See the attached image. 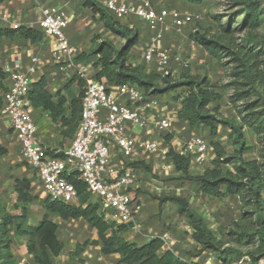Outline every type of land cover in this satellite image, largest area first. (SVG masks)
I'll return each instance as SVG.
<instances>
[{"label":"crops","instance_id":"crops-1","mask_svg":"<svg viewBox=\"0 0 264 264\" xmlns=\"http://www.w3.org/2000/svg\"><path fill=\"white\" fill-rule=\"evenodd\" d=\"M96 1L105 7L108 0ZM120 1L129 5L134 2V0ZM39 6L56 7L64 13L68 22L65 30L66 36L71 46L77 51L75 60L78 65V71L65 69L55 59L56 41L54 38L46 36L40 28L41 15ZM197 6L194 5L190 12L200 13ZM185 9L189 8L185 7ZM114 19L122 26L137 30L139 34L138 43L128 55V64L133 66L141 65L146 67L148 72L160 74L161 69L155 64L147 66L144 62V52L149 43L148 41L146 44V41L150 34V38L154 35L147 29V24L135 15ZM13 23L19 24L21 27L35 29L43 34L42 39L37 41H31L20 36H1L0 46L3 48L7 47L5 53L11 63V72L18 70L24 73L30 86L42 82L55 105L63 102L62 114L56 120H53L49 111L44 110L41 106L35 107L31 103L32 116L37 129L36 138L40 143L48 147L50 155H52L51 153L53 155L63 154L75 139L81 120L82 101L76 105L74 103L81 96V88L79 82L73 78L78 76L85 79L87 87V79H93L95 74L101 69L98 64L99 55L82 59H78V57L89 55L102 40H109L117 46L118 40L123 42L122 46L125 41L107 29L99 17L94 16L91 9L84 6V0H6L0 5V32L5 29H12ZM169 24L170 20L168 19L163 29ZM98 38L99 40H97ZM168 39V43L173 41V38L169 37ZM9 75L6 85L4 81L0 83V99L2 100L0 107V136L3 137V144L0 143V147L7 150L6 155L17 154V159L15 160L19 164L17 169L19 176L15 180L26 178L31 182V193L37 200L26 205V208L28 210L29 224L36 226L44 215L43 201L48 197L38 180L36 171L22 158L21 145L11 128L10 122L3 113V95L10 85ZM101 81L107 85L111 92H116L118 87H120L119 85L109 84L105 80ZM137 88L145 94L143 89ZM175 92L177 95L181 94L179 90ZM172 94L173 91L146 96L158 102V108L145 110L150 120L160 116L173 118V126L169 133H162L152 126L148 128L130 126L129 128L130 135L136 139L157 142L160 145L158 152L145 153L140 158L126 160L116 146L111 148V164L115 168L129 167L135 171L137 184L135 188L129 190V193L130 191L136 192L135 202L141 205V210L136 217L137 227L134 228L132 224H127L131 225V227L120 235L128 242L144 245L153 239L161 238L163 235L168 234L174 250L184 259L195 264H220L217 254L212 251L203 252L196 257H190L185 254L186 252H197V243L193 239V229L190 226V222L179 215L177 203L166 201L161 204L159 201V198L167 197H183L187 199L191 207L202 215L211 231L221 239L223 238L221 235L224 231L223 229L229 226V218L235 213L234 209L238 207V205L232 207L230 204L240 203L238 196H228L224 199L208 197L198 190V184L180 179L181 173L176 171L173 159L168 156L169 151L173 149L176 153L182 154L184 145L192 135L201 133L203 137L209 138V131L206 128L193 129L187 122L179 120L177 113L182 108L184 97L172 98ZM136 105L142 106L139 103ZM213 158L212 149L207 152L202 160L197 157L191 158L190 174L201 175L206 168L211 166ZM186 187L190 188L187 195L182 193V190ZM89 193L90 196L79 199L76 206L82 205L86 207L99 201L97 196L90 191ZM214 200L222 204V207H219V211L212 204ZM22 208L23 206L19 207L18 211L9 213L20 215ZM103 212L106 220L111 221V216L107 215L104 210ZM50 219L57 224L58 239L64 244L63 251L55 259L56 264H116L120 259L118 255H103L101 253L102 243L97 232L85 220L63 221L56 216H51ZM114 223L124 225L117 222ZM94 241L97 244H92ZM86 243L89 244L80 253H76L77 246H83ZM13 251L20 264H34L33 257L28 254L25 241L22 238L15 239ZM166 251L167 249L163 246L160 253L162 254Z\"/></svg>","mask_w":264,"mask_h":264},{"label":"trees","instance_id":"trees-1","mask_svg":"<svg viewBox=\"0 0 264 264\" xmlns=\"http://www.w3.org/2000/svg\"><path fill=\"white\" fill-rule=\"evenodd\" d=\"M6 0H0V5ZM194 5H200L205 0H185ZM243 26L256 30L264 24V1L247 0L244 3ZM84 6L91 9L95 17H99L107 29L125 41L122 47H118L109 40H102L89 55H81L78 59L88 56L99 55L101 67L93 79L105 80L112 85L133 84L145 91V95H159L170 91H176L181 87L188 89V95L183 100V105L177 113L179 120L187 122L191 128H206L209 131V145L213 149V160L211 166L206 168L201 175H191V157L185 154L176 153L171 149L168 153L173 159V164L179 173L181 180L198 184V190L204 195L224 199L228 196H238L243 201V207L252 202L257 211L244 212L234 224L237 227L230 230L231 240L218 238L208 227L206 221L195 209L191 207L187 199L183 197L159 198L160 203L166 201L175 202L179 206V215L188 219L193 229V239L197 243L195 257L203 252L212 251L218 254L222 262L232 264L238 262L243 254L235 246H251L258 242L257 248L261 250L258 256H264V174L260 164L256 160L246 161L243 158L244 152L248 151L243 124L234 120H228L219 114V107L211 108V104L222 99L221 93L207 78L199 76H183L176 81L170 74L161 75L148 72L144 66H133L128 64V55L132 48L138 43L139 34L135 29L122 26L108 10L96 0H84ZM159 10V9H158ZM202 14V13H201ZM200 23V22H199ZM198 24V23H197ZM20 36L31 41L42 39L43 34L32 28L19 27L18 29H5L0 32V37ZM210 55L221 58L219 52L224 48L220 45L219 37H208L203 35H191ZM99 40V38L97 39ZM192 40V39H191ZM246 42L254 44L253 40ZM245 49V48H244ZM239 52L233 51L236 61L245 68L250 75V82L263 83V78L258 72L256 58L261 56L260 51L254 52V48ZM243 52H242V51ZM242 52V53H241ZM79 82L81 96L74 101L75 105L81 103L86 91V80L78 76L73 78ZM261 85V84H260ZM28 99L33 106H41L49 111L53 120L62 114L63 102L55 105L51 95L47 93L42 82L30 86ZM73 103V104H74ZM2 100L0 99V107ZM252 128L258 127L247 124ZM218 126H227L232 131L234 154L228 155L220 141L216 140ZM201 134V133H199ZM201 136V135H200ZM203 137V135H202ZM207 140V139H206ZM7 150L0 147V155H6ZM53 155V153H51ZM63 157V154L53 155ZM233 164L234 169L223 168L224 165ZM67 180L74 185L79 199L90 196L87 185L79 179L78 173L68 175ZM14 191L18 204L23 206L20 215H14L0 210V264H20L13 251L14 241L22 238L25 241L28 254L33 257L34 264H56L55 259L64 249V244L58 239L57 224L50 219L51 216L59 217L63 221L83 219L91 228L96 230L102 243L101 253L103 255H118L120 259L116 264H195L184 259L181 255L178 258L173 252L160 253L163 241L160 238L153 239L144 245H138L126 241L120 234L128 230L131 225H117L106 220L105 214L97 203H91L86 207L82 205H68L63 202H53L49 198L43 201L44 215L36 225H30L28 221V210L26 205L33 203L37 198L31 193L30 180L17 179L14 183ZM133 201L136 199V192L130 191ZM246 215L255 216L257 229L250 231L242 224ZM229 238V237H228ZM224 241H230L232 245H226ZM89 243L78 245L76 253H80ZM97 244V242H92ZM234 246V247H233ZM252 259L256 262L260 257L251 253Z\"/></svg>","mask_w":264,"mask_h":264},{"label":"built area","instance_id":"built-area-1","mask_svg":"<svg viewBox=\"0 0 264 264\" xmlns=\"http://www.w3.org/2000/svg\"><path fill=\"white\" fill-rule=\"evenodd\" d=\"M105 7L116 19L135 15L154 30L143 56L147 66L155 64L161 71L171 68L173 63L183 69L190 68L189 58L162 46V30L168 19L173 27L180 30L186 25L202 22L203 14L167 8L158 10L151 0H134L130 5L120 0H108ZM39 9L40 28L46 36L56 41L55 59L65 69L78 71L75 60L77 51L66 36L68 22L64 13L56 7L39 6ZM19 27V24H12L13 29ZM9 80L10 85L3 95V113L21 145L22 158L36 171L47 197L53 202L77 205V191L66 177L78 173L79 179L99 199L102 210L111 216V221L132 224L136 228V217L141 205L132 200L129 190L136 187L137 176L129 167L118 169L111 164V148L116 146L126 160L140 158L145 153H156L160 149L157 142L138 140L130 135L129 128L152 126L162 133H169L173 118L160 116L150 120L145 110L158 108V102L147 98L136 86L126 84L118 87L116 92H111L104 82L87 79L75 139L63 152V157L57 158L50 155L48 147L36 138L37 129L28 99L30 83L27 76L14 70ZM137 103L142 106H137ZM210 149L206 139L192 135L182 153L202 160ZM160 239L167 251L180 257L168 234Z\"/></svg>","mask_w":264,"mask_h":264},{"label":"rangeland","instance_id":"rangeland-1","mask_svg":"<svg viewBox=\"0 0 264 264\" xmlns=\"http://www.w3.org/2000/svg\"><path fill=\"white\" fill-rule=\"evenodd\" d=\"M151 1L156 9L167 8L191 13L190 9L194 7L185 0ZM245 1L247 0H205L202 4L197 6L199 12L204 16L202 22L196 25H186L180 30L176 29L171 24L167 25L162 30V45L172 49L175 53H179L182 57L190 58L191 66L188 69H183L178 64L173 63L171 68L161 71L160 74L163 76L170 74L176 81L180 80L184 75L205 77L215 85L218 92L221 93L222 99L212 103L210 106L211 108L219 107L220 116L228 120H234L242 124L246 122L247 124L250 123L258 127L255 129L247 124H243L246 145L249 147L248 151L244 152L243 158L246 161L256 160L260 164L264 174V24L256 30L245 28L242 25L245 10L243 3ZM185 7L189 9H185ZM147 26L149 32L154 33V30H151L148 24ZM204 33H206L208 37H219L221 39V47L228 48H223L219 52L221 56L220 59L210 55L197 41L191 38V35H203ZM169 37L173 38V41L170 43H168ZM247 40H253V46L251 43L246 42ZM122 43L121 40H118V47H121ZM249 47L254 48V52L260 51L262 53L261 56L256 58V61L258 72L263 78V83H255V86L251 84L250 75L247 74L245 68L236 61L233 53V51L239 52L240 48H245L243 50L245 51ZM6 50V46L4 48L0 46V83L4 81L5 85L8 75L11 73V63L7 59ZM178 90L181 94H178V96L176 92L173 91L172 98L187 97L188 89L186 87H181ZM198 135L202 136V134ZM231 135L232 131L229 127L218 126L215 139L220 141L228 155H233L235 148ZM204 137L207 138L206 136ZM2 138L3 137L0 136L1 144H3ZM207 139L210 142V139ZM15 159H17V154L14 153L0 156V210H4L8 213L16 212L19 207L22 206L18 204L14 191L15 179L19 176L17 172L19 164ZM223 168L225 170L234 169V166L233 164H228L224 165ZM189 189L190 188L186 187L182 190V193L187 195ZM262 197L264 200V192L262 193ZM239 201V204L238 202L230 204L232 207L236 205H238V207L234 209L235 213L229 218V226L224 228L223 232L221 231L222 237L226 240L232 239L233 235L229 236L227 232L237 228L234 222L238 221L244 212L248 213L253 210H258L253 202L243 207L244 202L241 201L240 198ZM212 204L217 207L218 211L222 207V204L217 203V200H214ZM242 224H245L246 228L250 231L257 229L255 216L250 217L246 215V219ZM224 242L227 243L226 245H232L230 241ZM257 246L258 242L251 246H235L243 256L238 262L232 264H264V256H258L261 254V250L258 249ZM195 253L196 252H186L185 254L190 257H195ZM249 253L255 257H260L259 260L255 262ZM217 258L220 264H228L222 262L218 254Z\"/></svg>","mask_w":264,"mask_h":264}]
</instances>
